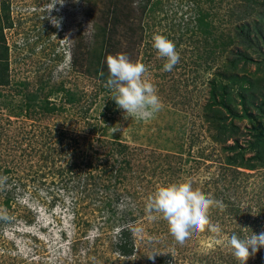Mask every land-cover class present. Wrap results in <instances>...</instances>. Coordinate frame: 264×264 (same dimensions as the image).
Returning a JSON list of instances; mask_svg holds the SVG:
<instances>
[{
	"label": "rangeland",
	"instance_id": "1",
	"mask_svg": "<svg viewBox=\"0 0 264 264\" xmlns=\"http://www.w3.org/2000/svg\"><path fill=\"white\" fill-rule=\"evenodd\" d=\"M47 3L0 0V60L7 58L10 77L0 86V138L23 128L45 130L39 144L28 146L29 156L17 160L8 140L0 141V177H7L0 210L9 217L0 219V264H237L230 249L215 243L211 227L229 237L264 231V166L231 167L233 152L225 149L236 140L248 149L253 129L264 132L263 119L243 116L245 109L257 115L251 103L262 102L264 43L246 50L232 40L237 25L261 20L262 9L249 17V0H65L51 14L63 17L57 29L43 20ZM198 7L210 15L209 35L193 27ZM156 34L179 53L172 72L162 71L166 58L152 47ZM237 52L252 61L232 69ZM118 54L146 66L145 78L160 98L161 110L147 123L125 119L105 86L106 58ZM233 74L242 84L231 86ZM221 83L230 93L226 107L214 110L237 127L227 145L213 139L217 123L207 110L211 89ZM169 184L192 186L223 204L186 249L176 245L167 222L146 209L157 188ZM25 195L27 202L18 203ZM114 200L133 207L127 217L136 219L137 247L129 259L115 252L124 223L111 221ZM236 200L244 211L229 217ZM248 264H264V249Z\"/></svg>",
	"mask_w": 264,
	"mask_h": 264
},
{
	"label": "clouds",
	"instance_id": "2",
	"mask_svg": "<svg viewBox=\"0 0 264 264\" xmlns=\"http://www.w3.org/2000/svg\"><path fill=\"white\" fill-rule=\"evenodd\" d=\"M64 3L65 0H48L43 20L48 19L53 27L61 29L63 17L51 14L53 11H59L58 4L62 7ZM54 36L56 37V35ZM152 47L157 50L159 57L166 58L162 71L172 72L180 60L179 53L175 50V44L166 36L156 34L152 37ZM106 64L109 75L105 86L114 93L113 100L118 108L123 110L124 118L131 117L132 120L144 123L155 118L161 110L162 104L156 94V89L145 78L146 66L140 62L130 61L124 54L109 55L106 58ZM111 128L113 133L120 131L119 124ZM6 182V176L0 177V186H6ZM27 200L26 195L17 196V201L20 204H25ZM116 207L122 211L128 207V204L122 200ZM214 207H223V204L221 201L198 193L192 186L182 187L177 184L159 186L149 197L146 205L147 211L159 214L160 218L167 222L173 240L182 249L188 248L195 237L210 225L209 215ZM0 219H9L3 210H0ZM243 229L245 233L251 230ZM92 231L89 235H92ZM211 231L217 234L215 243L230 249L237 264H248L250 258L264 249V231L257 234L251 230V235L243 236L233 233L230 237L224 235L219 226H212ZM174 259L175 253H173Z\"/></svg>",
	"mask_w": 264,
	"mask_h": 264
},
{
	"label": "trees",
	"instance_id": "3",
	"mask_svg": "<svg viewBox=\"0 0 264 264\" xmlns=\"http://www.w3.org/2000/svg\"><path fill=\"white\" fill-rule=\"evenodd\" d=\"M249 4H250V15L254 16L256 13L259 12V10H257L256 8L259 7L260 9H262L263 14L262 15H258V18H260L262 20H264V0H249ZM196 14L194 16V20L192 21V23L194 22L195 25L193 26L194 28H196L201 34H205V35H209L211 33V23L209 21H207V19H209L210 15L208 12H205L202 8L198 7L196 8ZM240 20H238L239 22ZM255 22L253 21L251 24L250 23H243L241 25H237L236 27V31L234 33V39L232 40H238L239 43L241 44V46H245L244 48L246 50L254 48L257 49L259 48L260 42L264 43V25H262L261 23ZM239 26V27H238ZM195 31H192V33ZM225 43V42H222ZM238 54V58L236 59V61L231 60L229 62L230 67L232 69L236 68V63H238L240 60L244 61V62H250L252 61V58L250 57V55L246 54V53H240L237 52ZM261 56V55H260ZM261 57L264 58V55H262ZM7 58H3L2 61L0 60V86H7L9 85L10 81V77L8 74V63L6 62ZM100 76V75H99ZM230 80L231 86H235L236 84H242L243 80L241 77H239L236 74L231 75V77H227ZM230 93V88L228 87V85H224V84H218L217 86H214L211 89V94H210V98H211V102L208 103L207 105V110H208V114L211 115L210 120L212 122H216L217 123V133L213 136V139L216 142H223L225 145H227L229 139L233 136H235L237 134V127L235 125L231 126L230 124L225 123L226 120H222V118L220 117L219 113L220 110H214L215 106L218 107H226V103H225V97L228 96V94ZM241 95V93H240ZM260 96L262 98V102L257 104V103H251L252 106L254 107V109L257 111V115H248V109L244 110V117H247L249 119H254V120H264V86L263 89L261 90ZM241 98H243V100H247V97H243L241 96ZM253 99V97H251ZM34 100V99H33ZM250 100V99H249ZM255 101V99H254ZM32 105L28 104L27 107H31ZM210 115H207L210 116ZM222 121V122H221ZM259 122V121H258ZM261 128V127H260ZM19 131V130H18ZM43 131V132H42ZM40 130L39 132L37 131V129L32 128L31 130L28 129H21V131L18 132V134L16 135H9L6 138H0L1 140H8V144H10L11 146V150L9 149V154H11L10 158L12 160H17V159H21L23 157H27L29 156V149L28 146H32L33 143L37 142L39 144V140H43L44 137V133L45 130ZM263 129H253V131L251 132L250 137L252 138L251 141H248V149H245V147H243L242 144H240L239 140H236L233 145H228L227 147H225V149H227L228 151L233 152L232 156H229L227 158V162L228 164L232 167V166H249L250 168L254 167L256 164L259 165H263L264 166V132H262ZM61 136V135H60ZM30 139V141H29ZM25 143V145H24ZM24 145V146H23ZM31 149V147H30ZM21 151L20 156L18 157L17 153L18 151ZM7 150H5V152H8ZM12 151V153L10 152ZM250 151V153H252V156L249 158H246L247 152ZM83 154H87L85 151H81ZM1 155V159H3V161L5 160V156ZM0 159V160H1ZM20 165H23V161L19 163ZM19 166V165H17ZM123 172H118L117 175H122ZM120 202L117 200L111 201L110 203H108V207L109 208H114L113 210V217L111 218L112 222H116L117 221H122V223H124L122 229L120 230L117 238L115 239V241L113 242L114 247H115V252L118 256L123 257V258H132L133 256H135L136 254V242L137 240L134 239V224H135V218L134 216L132 218H128V215H132L133 214V207L128 206L127 208H125L124 210H118L116 205H118ZM230 207V212L229 213V217H237L240 212L244 211V209H241V202L239 200L230 202V205H228V208ZM227 208V207H226ZM76 207L73 208V212L76 215V211H75ZM228 210V209H227ZM250 210V209H248ZM249 212V211H248ZM119 216V217H118ZM117 217L119 218L117 220ZM242 217V216H241ZM229 222V221H228ZM256 232V231H255ZM259 233V232H256ZM63 237L65 238L66 235L65 233L63 234ZM66 239V238H65ZM85 239H88V237L86 236ZM100 237L95 241L96 244H98V242H100ZM76 239H73L70 244L74 249L75 243H76ZM162 260L161 264H170V262H167V260L165 261L164 259H160V261Z\"/></svg>",
	"mask_w": 264,
	"mask_h": 264
}]
</instances>
